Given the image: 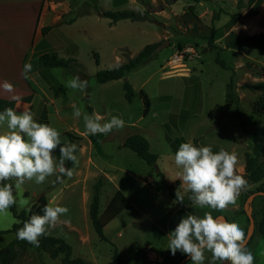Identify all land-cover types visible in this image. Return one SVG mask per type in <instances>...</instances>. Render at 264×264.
<instances>
[{
  "label": "rangeland",
  "instance_id": "obj_1",
  "mask_svg": "<svg viewBox=\"0 0 264 264\" xmlns=\"http://www.w3.org/2000/svg\"><path fill=\"white\" fill-rule=\"evenodd\" d=\"M54 1L59 3V25L55 29L59 48L50 51L65 58L74 57L77 63L67 68L43 69L34 64V58L30 62L33 68L29 73L33 79H26L22 73L29 49L26 47L25 26L28 24V29L31 28L27 20L10 19L8 24L0 27V43L7 51L6 55H13L10 52L12 44L15 49L12 58L13 92L3 90V84H0V98L14 99L33 94L31 102L18 100L13 109L18 112L30 110L37 122L45 112L48 124L61 133L62 142L78 146L79 164L73 165V176L63 177V182L51 176L45 183L28 181L18 191L14 190L17 210L24 209L30 218L33 214L42 215L46 205L68 207L69 212L61 217L63 223L51 230L50 235L62 237L71 246L72 257H82L90 264H107L114 248L124 264H176L186 255L179 250L175 255L171 254L167 249L168 234L183 216L193 214L202 217L207 211L214 217L223 216L229 222H236L246 230L249 224L246 212L251 205L254 228L247 247L256 258L254 264H264V238L258 227L264 196L254 195L250 200V195L257 191L247 195L246 191L242 192L236 205L223 212L202 209L194 204L178 205L160 187V179L152 166L122 146L125 137L131 133L146 137L150 150L158 154L157 168L169 181L178 180L176 189L184 193L186 185L177 178L182 170L175 165V153L165 137L164 123L169 113H175L177 119L173 128L178 136L187 142H198L199 146L215 144L237 153L238 172L243 175L245 152H251L252 144L242 130L241 121L251 132L264 125V116L251 109L252 101L264 96V92L242 88V84L264 80V51L248 47H220L224 46V37L230 31H264V0L256 14L248 0H174L172 3L165 0ZM189 3H193L191 10L188 9ZM94 4L103 10L134 9L143 14L145 20L110 22L92 9ZM89 8L88 14L78 15ZM235 11H238L239 18L227 27L230 14ZM212 28L217 30L213 44L218 47L208 44ZM32 33L31 30L30 41ZM163 40H168L169 44L155 51L151 60L128 71L124 77L105 83L95 80L98 69L117 65L136 55L145 44H159ZM94 52L98 54V64ZM217 56L225 61L228 69L217 63ZM246 61L260 66L261 74L255 76L248 72L244 67ZM76 75L89 82L85 93L65 86V82ZM230 77L238 97L233 103L225 99L226 83ZM124 78L135 92L130 102L124 97ZM140 89L150 98L146 114ZM73 103L85 113L103 116V122L119 116L126 126L122 130L101 134L98 151L87 137L82 117H73ZM5 131L6 125L0 127V132ZM98 180L101 182L99 213L117 189L129 200V205L104 226L105 239H100L94 231L88 213L92 187ZM254 187L255 184L248 182V190ZM21 200L26 203L21 205ZM15 221L10 211L0 214V230L10 228ZM13 237V233L0 234V248ZM155 255L160 261L158 257L152 259ZM206 257L205 264H208L211 253H206ZM12 264L61 263L59 258H51L40 248L30 245ZM181 264H191L190 257Z\"/></svg>",
  "mask_w": 264,
  "mask_h": 264
},
{
  "label": "clouds",
  "instance_id": "obj_2",
  "mask_svg": "<svg viewBox=\"0 0 264 264\" xmlns=\"http://www.w3.org/2000/svg\"><path fill=\"white\" fill-rule=\"evenodd\" d=\"M33 65L26 62L22 73L27 79ZM119 65L110 66L116 70ZM68 89L85 93L89 82L80 76H73L65 82ZM3 90L13 92V85L5 81ZM16 99L17 97H13ZM73 117H82L85 131L91 135L109 134L122 130L126 124L119 116H112L106 122L99 114H88L75 103L71 105ZM0 214H7L17 204L14 190L18 191L25 182L42 184L51 176L58 182L63 177L71 178L74 169L67 163L79 164L76 155L78 146L64 144L61 133L46 123L37 122L30 110L16 111L9 107L0 111ZM59 150V157L56 150ZM175 165L182 171L177 178L190 192L189 199L200 208L226 211L235 206L242 192L248 190L247 179L239 174V156L221 148L214 152L211 145L197 146L191 141L179 145L174 156ZM176 178V179H177ZM175 180V179H173ZM177 201L184 203L182 195L176 193ZM24 205L25 201H19ZM43 214H33L18 229V240L39 247L40 238L51 234V230L61 225V217L69 212L68 207L46 205ZM167 249L175 255L179 250L190 257L191 264H205L206 253H211L208 264H254L255 256L247 247L246 233L236 222H229L222 216L214 217L211 212L197 216H183L174 230L168 234Z\"/></svg>",
  "mask_w": 264,
  "mask_h": 264
},
{
  "label": "trees",
  "instance_id": "obj_3",
  "mask_svg": "<svg viewBox=\"0 0 264 264\" xmlns=\"http://www.w3.org/2000/svg\"><path fill=\"white\" fill-rule=\"evenodd\" d=\"M174 0H165L166 3H172ZM194 2H198L200 0H192ZM263 2V0H248V5H251L252 12L254 14L257 13L258 7ZM240 4V2H239ZM193 8V3L188 4V9ZM98 14L103 17H106L110 20V22H116L118 20L129 19L131 21H139L145 20V16L140 12L134 9H121V10H103L97 4L92 6ZM91 11V8L85 12H80L78 15L88 14ZM146 12V11H145ZM239 18L238 11H235L230 14V18L226 23V26H230L235 23ZM50 26H44L41 28V33L44 34L47 30H49ZM217 30L215 28L211 29V32L208 36V44L212 47H218L213 44L216 36ZM158 44L148 43L145 44L136 55L129 56L127 59L121 63H119V68L116 70H110V68L98 69L95 73V80L99 83H105L108 81L120 79L126 75V73L132 69H135L138 66L146 64L149 60L154 57V48ZM240 47H248L255 48L260 51H264V31L254 32V33H236L234 31H230L224 37V46L220 47V49H228V48H240ZM95 56L96 64L99 63L97 52L93 53ZM217 63L221 65V67L228 69L229 67L226 65L223 59H220L219 56L216 57ZM77 60L74 57H63L60 56L57 52L49 51L44 52L38 55L34 64L38 68H49V67H70L72 64H76ZM245 69L248 72H251L253 75L258 76L261 74L262 68L252 62L246 61L244 64ZM122 88L124 91V97L127 101H131L134 97V89L130 82L124 78L122 83ZM242 88L248 90H258L260 92H264V80L257 81H247L242 84ZM34 90L32 89V92ZM140 95L143 101V112L146 114L150 107V98L146 94L143 89H140ZM32 98V94H28L17 99H5L0 98V111H3L6 108H14L16 101L21 100L24 102H30ZM237 94L233 91V81L230 77V80L226 83L225 89V99L229 103H233L237 100ZM252 111L259 115L264 116V96H259L255 98L251 103ZM177 116L175 113L168 114V120L164 123L166 134V140L170 145L171 150L175 153L179 145L183 142H187L182 136H178L175 133L173 126H176ZM40 123L48 124V119L46 117V113L42 114V118L39 121ZM241 127L243 132L246 134L247 138L250 140L252 144L251 152H245V172L243 173L244 177L251 184H255L253 189L247 190V193H253L254 191H264V125L259 129L254 131H249L246 128V125L243 121H241ZM68 134V133H67ZM70 134V133H69ZM74 137L80 138L79 135H75ZM89 139L92 141L95 149L99 150V141L101 134L91 135L88 134ZM199 146L198 142L194 143ZM205 145V144H204ZM123 147L129 148L133 151L138 157L143 159L149 166H152L153 170L154 165H156L158 154L154 153L149 148V142L140 133H131L127 135L122 143ZM207 146V145H206ZM214 152L219 151L222 147L212 144L211 145ZM224 149V148H223ZM225 150V149H224ZM56 156L59 157V150H56ZM67 167L72 168L73 165L71 162L67 163ZM156 176L160 179V187L164 188L172 201L181 206H187L193 204L189 199L191 195L190 192L185 191L181 193L177 191L176 186L179 184V181L171 182L165 178L164 173L158 169L155 171ZM101 182L98 180L93 184V192L91 197V202L89 205V218L92 224V227L98 237L100 239H105V235L103 232L104 226L110 222L114 217H116L127 205H129V200L125 196V194L117 189L106 207L99 213V190H100ZM176 193L182 195L184 198V203H180L177 201ZM263 197V195H260ZM12 216L16 219L15 222L11 225L10 228L5 230H0V234L3 233H13L14 237L10 240L6 245L0 248V264H12L17 260L31 245L26 241L18 240L16 233L19 228H21L26 220L29 219L24 209L17 210L16 205L13 206L10 210ZM248 218V217H247ZM259 230L264 238V205L262 206V217L259 222ZM247 230V229H246ZM246 230L245 233H246ZM251 237L247 244L250 242ZM44 252L48 253L51 258H59L61 264H90L87 260L82 257L71 256V246L62 238L54 235H48L46 237L40 238V246L38 247ZM107 264H124L123 260L119 257L118 251L114 248L113 254L111 256L110 261Z\"/></svg>",
  "mask_w": 264,
  "mask_h": 264
},
{
  "label": "crops",
  "instance_id": "obj_4",
  "mask_svg": "<svg viewBox=\"0 0 264 264\" xmlns=\"http://www.w3.org/2000/svg\"><path fill=\"white\" fill-rule=\"evenodd\" d=\"M58 8L59 3L54 0H0V27L1 25L8 24L10 19L15 21H29V27L31 29H28L27 23V26H25L27 31L26 41H28V46L26 47L29 48L25 55L26 57L24 60L27 59L25 63L31 62L41 53L59 48V37L55 33V29L59 25L60 17ZM44 26H50V28L42 34L41 28ZM31 30L33 33L30 41ZM10 48V52L13 53L11 56L6 55L7 51L0 43V84H3L5 81L14 84L12 78L14 62L12 58L14 57L15 49L13 44ZM18 49L21 51L20 47H18ZM28 77L33 79L30 77V74ZM241 228H243V226H241Z\"/></svg>",
  "mask_w": 264,
  "mask_h": 264
},
{
  "label": "water",
  "instance_id": "obj_5",
  "mask_svg": "<svg viewBox=\"0 0 264 264\" xmlns=\"http://www.w3.org/2000/svg\"><path fill=\"white\" fill-rule=\"evenodd\" d=\"M158 23V22H157ZM160 25H164L162 23H159ZM169 44V41L168 40H163L161 43H159L155 48H154V51H158L160 49H162L164 46L168 45ZM154 169L155 171H158V168L156 165H154ZM254 195H263L264 196V191H257L253 194L250 195V200L251 198L254 196ZM247 214V217H248V221H249V224H248V227H247V230H246V244L247 242L249 241L250 237L252 236V233H253V228H254V218L252 216V213H251V205L248 206V210L246 212ZM223 217V216H222ZM225 219V217H223ZM189 256H185L183 257L178 263L176 264H181L182 262H184L186 259H188Z\"/></svg>",
  "mask_w": 264,
  "mask_h": 264
},
{
  "label": "built area",
  "instance_id": "obj_6",
  "mask_svg": "<svg viewBox=\"0 0 264 264\" xmlns=\"http://www.w3.org/2000/svg\"><path fill=\"white\" fill-rule=\"evenodd\" d=\"M150 257H151V256H150ZM157 257H158V256L155 255V257H154V258L152 257V259H156ZM158 258H159V257H158ZM159 261H160V258H159Z\"/></svg>",
  "mask_w": 264,
  "mask_h": 264
}]
</instances>
